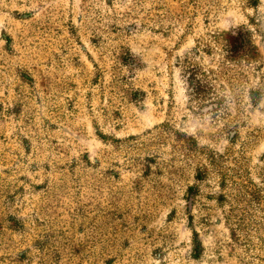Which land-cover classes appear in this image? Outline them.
Segmentation results:
<instances>
[{"label":"rangeland","instance_id":"obj_1","mask_svg":"<svg viewBox=\"0 0 264 264\" xmlns=\"http://www.w3.org/2000/svg\"><path fill=\"white\" fill-rule=\"evenodd\" d=\"M0 264H264V0H0Z\"/></svg>","mask_w":264,"mask_h":264},{"label":"trees","instance_id":"obj_2","mask_svg":"<svg viewBox=\"0 0 264 264\" xmlns=\"http://www.w3.org/2000/svg\"><path fill=\"white\" fill-rule=\"evenodd\" d=\"M230 44L231 46L229 50L232 54L242 52L247 53L254 47L251 37L247 33H244L242 31L231 36ZM189 189L192 191L193 186H190Z\"/></svg>","mask_w":264,"mask_h":264}]
</instances>
